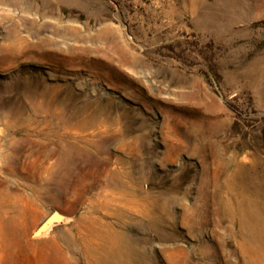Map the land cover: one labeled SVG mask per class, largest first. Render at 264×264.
I'll list each match as a JSON object with an SVG mask.
<instances>
[{
  "label": "rangeland",
  "instance_id": "obj_1",
  "mask_svg": "<svg viewBox=\"0 0 264 264\" xmlns=\"http://www.w3.org/2000/svg\"><path fill=\"white\" fill-rule=\"evenodd\" d=\"M0 139V264H264V0H0Z\"/></svg>",
  "mask_w": 264,
  "mask_h": 264
},
{
  "label": "bare ground",
  "instance_id": "obj_2",
  "mask_svg": "<svg viewBox=\"0 0 264 264\" xmlns=\"http://www.w3.org/2000/svg\"><path fill=\"white\" fill-rule=\"evenodd\" d=\"M3 134V133H2ZM1 140L0 139V144H1ZM242 210L243 212H245V215L248 214V215H251V216H254L257 214V211L255 210V208L253 206H249V205H243L242 206ZM259 211V210H258ZM117 213V212H116ZM119 213V212H118ZM122 213V212H121ZM157 218V217H156ZM160 218V217H159ZM158 220V219H156ZM164 221H165V218H164ZM257 221V220H256ZM156 223V222H155ZM158 224V222L156 223ZM155 225V224H154ZM160 225V224H159ZM110 225H108L109 227ZM157 226V225H156ZM158 227V226H157ZM156 227V228H157ZM110 229L113 227H109ZM155 228V227H154ZM48 229V228H47ZM108 229V228H107ZM46 230V229H45ZM44 231V230H43ZM116 230H114V235L116 234L115 233ZM120 232V230H118ZM47 232V231H46ZM41 233V232H39ZM112 235H113V232H111ZM118 234V233H117ZM122 235V234H121ZM106 236V234H105ZM125 236H127L125 234ZM96 237V236H95ZM102 237V236H101ZM109 237V236H108ZM90 238V237H89ZM103 238V237H102ZM91 239V238H90ZM104 239V238H103ZM107 239V238H106ZM105 240V239H104ZM71 239L69 237L66 236V239L64 240V243L65 244H61L58 240H54L53 241V244H52V253H51V256L50 257H46V262H48V264H70V258H69V254H68V251L70 249V245H71ZM87 241V240H86ZM95 241H97L95 239ZM109 241V240H108ZM123 241V240H122ZM126 241V240H125ZM91 242V241H90ZM89 242V243H90ZM103 242V241H102ZM120 241L118 240H110L108 243V245L105 247L106 249L104 251H106V255H105V260H103V262H101L102 264H108V260H110V258H112L113 256H118L120 255L121 253V250L119 249V243ZM131 242V241H130ZM129 242V243H130ZM83 243V242H82ZM84 245V244H83ZM98 245V244H97ZM82 246V245H81ZM131 246V245H130ZM133 246V245H132ZM85 247V246H84ZM83 247V248H84ZM92 247V246H91ZM103 247V248H104ZM82 248V249H83ZM90 248V247H89ZM84 250V249H83ZM94 256V255H93ZM99 256V255H98ZM132 257V256H131ZM137 258V257H136ZM87 259V258H86ZM130 259V258H129ZM132 259V258H131ZM100 260V259H99ZM136 260V259H135ZM134 259L132 261H135ZM98 261V260H97ZM89 262V261H88ZM91 262V261H90ZM89 264V263H88Z\"/></svg>",
  "mask_w": 264,
  "mask_h": 264
},
{
  "label": "water",
  "instance_id": "obj_3",
  "mask_svg": "<svg viewBox=\"0 0 264 264\" xmlns=\"http://www.w3.org/2000/svg\"><path fill=\"white\" fill-rule=\"evenodd\" d=\"M63 221V217L59 214V213H55L54 215H52L51 217H48L41 225V227L38 229V231L36 232L37 234H39V232L50 228L51 226L55 225L56 223L62 222Z\"/></svg>",
  "mask_w": 264,
  "mask_h": 264
}]
</instances>
